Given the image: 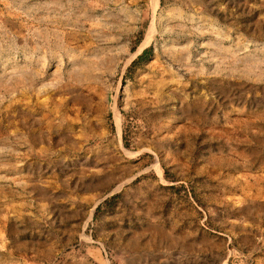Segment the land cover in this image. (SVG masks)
<instances>
[{"label": "rangeland", "instance_id": "374dc122", "mask_svg": "<svg viewBox=\"0 0 264 264\" xmlns=\"http://www.w3.org/2000/svg\"><path fill=\"white\" fill-rule=\"evenodd\" d=\"M0 264H264V0H0Z\"/></svg>", "mask_w": 264, "mask_h": 264}, {"label": "trees", "instance_id": "16d2710c", "mask_svg": "<svg viewBox=\"0 0 264 264\" xmlns=\"http://www.w3.org/2000/svg\"><path fill=\"white\" fill-rule=\"evenodd\" d=\"M150 51H151L150 47L149 48H145L133 61H131V64L136 63L137 61L145 60L149 56ZM168 174L169 173L167 171H165L164 172V177L165 178H169ZM114 197H115V195H110L109 197H107L105 199L108 201V200L113 199Z\"/></svg>", "mask_w": 264, "mask_h": 264}, {"label": "bare ground", "instance_id": "6f19581e", "mask_svg": "<svg viewBox=\"0 0 264 264\" xmlns=\"http://www.w3.org/2000/svg\"><path fill=\"white\" fill-rule=\"evenodd\" d=\"M151 32V31H150ZM147 38L145 39V41H144V43L142 44V45H146L149 41H150V39H151V35H148V36H146Z\"/></svg>", "mask_w": 264, "mask_h": 264}]
</instances>
